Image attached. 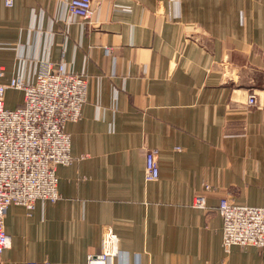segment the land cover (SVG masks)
I'll use <instances>...</instances> for the list:
<instances>
[{
	"label": "crops",
	"instance_id": "0c3cea01",
	"mask_svg": "<svg viewBox=\"0 0 264 264\" xmlns=\"http://www.w3.org/2000/svg\"><path fill=\"white\" fill-rule=\"evenodd\" d=\"M44 62L84 74L87 97L59 198L10 205L3 264H81L108 227L110 264H264V246L224 248L218 210L264 206V0H0L4 82Z\"/></svg>",
	"mask_w": 264,
	"mask_h": 264
},
{
	"label": "built area",
	"instance_id": "2783aa9c",
	"mask_svg": "<svg viewBox=\"0 0 264 264\" xmlns=\"http://www.w3.org/2000/svg\"><path fill=\"white\" fill-rule=\"evenodd\" d=\"M12 6L14 0H5ZM5 68L0 65V264L11 246L5 227L10 205L19 204L32 210L37 200L59 198V166L71 164V138L66 130L70 121L81 117L86 101L88 78L70 70L64 62L55 67L44 62L33 79L14 75L4 82ZM8 88L24 92L23 103L8 108ZM146 179L160 176L159 152L146 151ZM206 189H211L206 185ZM194 203L205 206V197L196 195ZM218 210L223 220V246H264V206L241 205L222 197ZM118 237L104 228L99 251L89 253L81 264H110L118 253ZM26 264H66L50 260H29Z\"/></svg>",
	"mask_w": 264,
	"mask_h": 264
},
{
	"label": "rangeland",
	"instance_id": "374dc122",
	"mask_svg": "<svg viewBox=\"0 0 264 264\" xmlns=\"http://www.w3.org/2000/svg\"><path fill=\"white\" fill-rule=\"evenodd\" d=\"M254 246V245H253Z\"/></svg>",
	"mask_w": 264,
	"mask_h": 264
}]
</instances>
